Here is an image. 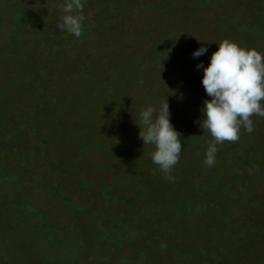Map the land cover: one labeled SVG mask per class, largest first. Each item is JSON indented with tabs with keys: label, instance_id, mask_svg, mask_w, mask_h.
<instances>
[{
	"label": "trees",
	"instance_id": "trees-1",
	"mask_svg": "<svg viewBox=\"0 0 264 264\" xmlns=\"http://www.w3.org/2000/svg\"><path fill=\"white\" fill-rule=\"evenodd\" d=\"M20 1L21 4L17 5L15 0H5L4 9L0 10V30L8 24L9 26L14 24L10 40L4 43L0 41L1 238L6 237L4 228L13 222V229L8 231L14 230L12 235L16 239L21 236L22 243H17V247L22 251L23 258L16 259L15 250H10L8 264H71V255H74L76 259L73 264H82L81 246L83 243L79 239L80 242L76 245L71 242L73 237L72 239L68 237L67 244L65 229H60L55 222H51L45 217L43 206L36 205L35 201L29 202L28 189L24 187L25 174L14 173V163L8 165V170L13 169L10 176L3 172L7 171L8 160L12 157V152H9L11 133L16 134L26 146H32V149H30L31 147H22L21 153L29 155L30 160H36V151L41 147L46 152L56 145L64 147L68 135L71 136L78 129L73 127L76 125L73 119L80 114L88 113L83 111L85 106L103 105L104 108H99V110L106 112L103 115H108L111 118L109 113L112 111H109V107L115 104V99L112 96L118 93L122 80L125 81L124 77L133 74L132 69L123 66L122 53H117V55L110 53L109 56L105 53L101 63L96 60L98 55L95 59L93 56L98 53L100 55L102 48H112L117 44L115 41L118 33L114 26L119 25V31L121 25L125 29L129 27L123 21L124 19L120 18L121 13L117 15L111 13L116 8L123 12L128 0H82L84 3L83 13L88 12L89 8L96 4H99V9L96 19L95 17L85 18L82 35L79 38L60 31L57 28L59 21H53L50 16L41 13L39 15L43 18H40L34 26L29 28L24 26V23L31 19L26 9L33 6L36 0ZM30 1L34 4H30ZM46 1L48 7L54 8L53 10L58 9L55 7L58 2L63 3V0H44L43 3ZM174 2L176 0H165V3L159 0H147L144 7L156 16L155 23L173 16L171 21L176 20L174 24L177 25L184 22L188 25L195 24L199 28L202 24H210L213 27L217 44L228 39L239 47L255 49L264 56V0H231L230 2L227 0H195L191 8L185 6V0H178L176 7ZM222 2H226L223 6L225 9L231 8L229 13L226 12L222 15L225 17L224 19L219 21L222 17L216 12L203 14L202 10L209 7L213 9L214 4ZM35 6L38 7V1ZM200 12L202 14H199ZM99 18H102V23L106 24L100 29H98ZM90 22L96 24V29L88 28ZM62 37L64 38L62 39ZM217 44L202 45L207 48V52L199 58H193L192 54L200 47L186 51L182 45L178 46L177 44V48H173L174 60L171 67L175 70L173 75L181 86L179 88L172 87V94L168 91L166 94L171 99H178L175 103L180 104L177 106L180 109H176L178 113L176 111L170 113V123L174 130L181 133L182 145L179 162L172 170L175 181L165 180L158 166L152 162L149 153L155 150L154 146L148 145L149 151H147L144 149L145 146H139L137 143L141 140L138 138L140 128L137 125L141 111L136 115L137 119L130 118V124L134 125L128 129L130 137L125 142L115 145V150L122 152L123 155L120 156V161L108 171L120 173V171L127 170L129 162L135 161L130 168H137L140 172L136 174L134 188L140 195L148 194L150 197H160L161 202L167 205L164 215L168 216L167 219L172 224L175 223L177 227V231L173 233L172 238L174 239L176 236L179 238L180 235L188 232L187 229L190 231L195 225L189 220L191 219L190 212L201 209L200 215L204 217L207 215L208 207H216L213 211H217L218 218L213 216V219L209 221L214 224L213 229L211 225L208 226L209 229H204L210 231V233H205L204 242L201 244L197 240L199 236L197 234L191 237L196 250L195 254L200 259L211 263L213 262L210 260L211 258H217L219 254L226 253L228 258L223 264H249V259L254 257L259 258L258 264H264V251L261 252L259 249L260 247L264 249V207L261 211L262 214L257 213L259 219H254L255 215L249 213L250 209L244 214L245 217L243 209L241 211V206L248 201L247 186L242 192L241 185L248 182V190L252 193L257 183L264 182V133L261 138L255 139V131L261 120L263 125L260 126V130L264 132V118L253 116L254 132L249 134L242 128L238 142L226 141L222 145H217L218 151L214 166L207 167L204 164L206 147L212 137L200 126L203 119L201 110L204 107L203 101L211 98L207 96L201 83L204 75L203 69L197 70L196 66L201 63L204 67L209 65L212 54L218 50ZM164 49L165 53L156 55L150 60L154 62L157 60L156 58H159L165 62L164 58L172 48L166 45ZM77 50H80V53L75 56ZM179 51L180 54H178ZM92 52L95 54L92 55ZM166 63L169 64L170 61ZM82 65H84V70L78 71L81 81L80 92L62 91L61 87L64 84L62 76L69 74L72 68L76 72ZM159 75L157 77L165 80L162 73ZM57 76L60 77V80L56 79ZM50 87L55 88L54 92L57 91V95L51 98L47 96ZM30 89H36L35 95L29 94ZM155 90L157 89L155 88ZM95 92H98L97 97L93 95ZM179 93L183 95L181 98L177 97ZM166 94L165 98L168 99ZM167 102H171V100L168 99ZM261 104L264 106V101H261ZM77 113L79 114L76 115ZM21 118L26 119L24 123L26 130L16 133V121ZM44 133L48 136L49 134H58L61 138L56 144L50 143L41 137ZM36 136L40 138L36 139ZM79 145L82 149L88 147L85 141ZM145 152L149 158L146 154L142 155ZM46 157L48 156L46 155ZM255 169H260L259 174L249 178L246 172ZM147 176L150 178L146 179ZM102 192L107 197H113L108 187L102 188ZM134 198L126 200L123 195L118 198V201L123 204L119 205L122 213L120 216H126L125 218L120 217L118 223L125 228L126 234L130 232L139 238L142 235L143 238H146L147 228L160 226L162 222L154 215V206L139 204V201L137 202ZM83 210L84 213L85 211L90 212L86 208ZM236 210L237 212H235ZM230 222L237 226H233L237 230L232 229V226L228 224ZM107 235L108 231L104 229L100 233L97 231L96 238L97 240L100 237L105 239ZM161 236L167 241L163 242L162 238L157 236L161 239L158 248H164L166 253H169L171 245L168 240H171V235L161 234ZM210 238L217 240V248L205 245L211 241ZM183 239L186 238L183 237ZM254 239L259 240L258 247L255 249L253 248ZM228 241H231L233 246L222 249L220 245L226 244ZM105 243H107V239H105ZM55 244L57 248H53ZM84 247L87 248V245ZM239 248L241 252L237 251ZM142 254L144 253L142 252ZM186 254L191 255V252L188 251ZM89 256L94 261H98V257H100L95 251L88 253L87 257ZM167 257L173 258L174 255L171 253ZM122 259L124 260L120 263L126 264V258L122 257ZM146 259L149 258L146 257ZM11 260L16 262L11 263ZM134 261L137 263L136 260ZM217 263L222 264L219 261Z\"/></svg>",
	"mask_w": 264,
	"mask_h": 264
},
{
	"label": "rangeland",
	"instance_id": "rangeland-1",
	"mask_svg": "<svg viewBox=\"0 0 264 264\" xmlns=\"http://www.w3.org/2000/svg\"><path fill=\"white\" fill-rule=\"evenodd\" d=\"M37 1L38 7L35 6ZM43 1L44 0H36L35 4L30 1V4L32 3L34 5L27 8L26 11L27 14L31 16V19L25 22L24 26L28 28L34 26L40 18H43L39 15L40 13L50 16V19L53 21L60 20L61 10L59 8L53 10L54 8L48 7L47 1L45 3H43ZM159 1L165 3V0ZM177 1L178 0L173 3L175 7L177 6ZM194 1L195 0H185V6L191 8L194 5ZM227 1L230 2L231 0ZM15 3L19 5L21 1L15 0ZM146 3L147 0H128L127 5L124 6L123 12L118 8L111 11V13L113 12L116 15L121 13L120 18L122 20L124 19L123 21L126 22L129 27L125 29L123 25H121L119 31V25H116L117 27L114 26L118 33L117 40L115 41L117 44L112 48H102L100 55L99 53L94 55L95 53L92 52V55H94L93 59L98 55L96 59L98 63H101L103 60L102 56L104 57L105 53L107 56H109L110 53L112 55L122 53V58L124 59L123 66L132 69L133 74L124 77L125 81L122 80L117 91L118 93L112 96V98L115 99V104L109 107V111H112V113L108 111L111 118H109L108 115H103L106 112L99 110V108H104L103 105L98 107L85 106L83 111L88 113L83 115H78L79 113L76 114L78 117L73 119V121L76 122V125L73 127L78 128L77 132L72 133L71 136L68 135V138L64 142V147L56 145L50 148L48 152L41 147L36 151V160H30L29 155L26 156L21 153L22 147L26 148L29 146H26L22 140L20 141L16 134L11 133L12 136L10 137V142L9 139L8 142L10 144L9 152H12V157L8 160L7 171L3 173L10 176V172H12L13 169L8 170V165L14 163V173L25 174L24 187L28 189L27 196L29 197V202L32 203L35 201L36 205L43 206L45 217H47L49 221L55 222L60 229H65L67 233L65 237L67 238V244L68 237L70 239L73 237L71 242L76 243V245L79 244L80 240L83 243L81 246L82 264H121L120 261L124 260L122 257L126 258V264H219L217 261L223 264L228 258L226 253L219 254L217 258H211L210 260H213V262L210 263L207 260L200 259L199 256L197 257L194 244H192L193 242L191 241V237L197 234L199 235L197 240L201 244L204 242V239H206L204 237L205 233H210V231L204 229H209L208 226L210 225L213 229L214 224L209 223V221L213 219V216L218 218L217 211H213L216 207H208L207 215L204 217L200 215L202 212L201 209L196 210V212H190L191 219L189 220L195 225L190 231L187 229L188 232L180 235L179 238L176 236L174 239L172 237L174 235L173 233L177 231V227L175 223L172 224V222L167 219L168 216L164 215L167 205L161 202L160 197H150L148 194L140 195L134 188V183L137 179L136 174L140 172L137 168H130L135 161L129 162L130 165L127 170L120 171V173L108 171L120 161V156L123 155L122 152L115 150V145L125 142L130 137L128 129L134 127V125L130 124V118H136V115L148 105L158 110L160 105L167 99L165 98L166 92L168 91L171 93L172 87L176 86L179 88L181 86L177 83V79L173 75L175 70L171 67L174 60V49L177 48V44L178 46L182 45L186 51L194 47L199 48L204 44H217L212 25L202 24L199 28H197L195 24L188 25L184 22L177 25L176 23L174 24L176 20L174 22L171 21L173 16L164 18L161 22L157 21V24L155 23L157 20H155L156 16L151 14L148 8L146 9L144 7ZM225 4L226 2H222L221 4L216 3L213 5V9L209 7L202 10V12L203 14L216 12L222 17L224 13H229L231 10V8L225 9L223 7ZM4 5L5 0H0V10L4 9ZM98 5L99 4L91 6L88 12L83 13L85 18L95 17L96 19L98 17ZM175 10L178 11V9ZM101 12L100 10V14ZM199 14L202 13L200 12ZM224 18L225 17L220 18L219 21ZM9 19L11 18L9 17ZM102 22L103 19L99 18L98 29L106 25ZM90 23L88 28L91 29L93 27V30L96 29V24L94 22ZM12 28H14V24L11 26L8 24L0 30V41L2 43L5 41L8 42L10 37H12L10 36ZM63 38L64 37H62V39ZM166 45L172 48L164 58L166 61L162 62L159 58H156L157 60L154 62L151 61L150 58L165 53L164 46L166 47ZM75 52V56H77L80 50ZM178 54H180V51ZM167 61H170V63L167 64ZM81 69L84 70V65L76 72L72 68L69 74L62 76V79H64V84L61 87L62 91L80 92L79 86L81 85V81L78 76V71ZM161 73L165 80L161 79V77H157L160 76L159 74ZM56 79L60 80V77L57 76ZM155 88L157 90H155ZM54 89V87H50V91L47 94L49 98L57 95V91L54 92ZM35 90L36 89H30L29 94L35 95ZM93 95L97 97L98 92H95ZM166 96L171 100V102H167L169 104L170 113L174 111L178 113L176 109H180L177 107L180 106V104L175 103L178 99H171L167 94ZM182 96L183 95L179 93L177 97L181 98ZM25 122L26 119L24 118L16 121V133L26 130V126L24 125ZM261 125H263L262 120L255 131V139L263 136L262 133L264 132L260 130ZM41 137L54 144L61 138L58 134H49L48 136V134L45 133ZM35 138L39 139L40 137L36 136ZM83 141L88 144L89 148L82 149V147H80L81 145L79 144ZM137 143L139 146H144L142 140H139ZM99 145H101V147H99ZM30 147L29 148L32 149V146ZM144 149L149 151L148 145H145ZM145 154L148 156L146 152L142 153L144 156ZM1 167L0 165V168ZM259 171L260 169L248 170L246 174L249 178L252 176L256 177ZM148 178L150 177L147 176L146 179ZM80 183L82 184L79 185ZM246 186L248 201L241 206V211L243 209L244 213H242L245 217L244 214L249 212L250 209L249 213L255 215L254 219H259L257 213L262 214L261 211L264 207V182L257 183L252 193L248 190V182L247 184L244 183L241 185L242 192ZM105 187H108L113 197L105 196L104 192H102V188ZM122 195L126 200L135 197L134 199H136L137 202L139 201V204H151L154 206V215L162 224L156 227H148L146 230V238H143V235L139 238L130 232L126 234L125 228L118 223L121 218L126 217L120 216L122 213L119 205L123 204L118 201V198ZM67 199H69L68 202H66ZM123 203L127 204L125 202ZM83 208L88 209L91 213L88 211L84 213ZM237 210H239L238 207ZM237 210L235 212H237ZM12 223L6 227L4 225V235L6 232V237H3L4 239L1 238L2 232H0V264H8L7 261L10 260L9 251L13 249L16 253V259L19 257L23 258L22 251L17 247V243H22V241H20L21 236H19V239H16L12 235L14 230L8 231L9 229H13ZM228 224L232 226V229H235L233 223L230 222ZM104 229L108 231V235L105 238L107 239V243H105V239L102 237L98 238V240L96 238L97 231L100 233ZM132 229L134 230V228ZM161 234L171 235V240H168L171 245L169 253H166L164 248H158L161 239L157 238V236H160L163 242L167 241ZM183 237L186 239H183ZM180 238L181 240H179ZM231 241L220 245V247L222 249H227V247L231 248V246H233ZM207 243L205 245L211 248L218 247V242L215 239H211V241ZM258 244L259 240L254 239L253 248H257ZM84 245H87V248H85ZM53 248H57V245L55 244ZM118 248H120V250H117ZM259 249L261 252L264 251L261 247ZM240 250L239 248L237 251L241 252ZM92 251H95V253L100 256L98 257V261H94L91 256L87 257L88 253ZM141 251L144 254H142ZM188 251L191 252V255L186 254ZM171 253L174 257L168 258V254ZM146 257L149 259H146ZM258 259L259 258L256 257L249 259V264H258ZM75 260V256L71 255V264H73ZM134 260H136L137 263H134ZM10 262L15 263L16 261L11 260Z\"/></svg>",
	"mask_w": 264,
	"mask_h": 264
},
{
	"label": "clouds",
	"instance_id": "clouds-1",
	"mask_svg": "<svg viewBox=\"0 0 264 264\" xmlns=\"http://www.w3.org/2000/svg\"><path fill=\"white\" fill-rule=\"evenodd\" d=\"M55 7L63 13L57 28L79 38L85 20L82 0H63ZM218 46L207 67L203 63L196 66L197 70L203 69L201 83L211 98L203 101V119L200 122L202 130L212 137L205 151L204 164L207 167L216 163L217 145L226 141L238 142L242 128L249 134L254 132L253 116L264 118V106L261 104L264 101V56L255 49L239 47L228 39L219 42ZM206 52L207 48L201 46L192 56L199 58ZM137 125L140 128L138 138L144 146H154L155 150L149 153L152 162L158 166L165 180L174 182L172 170L182 151L181 133L170 123L167 99L158 110L152 106L142 109Z\"/></svg>",
	"mask_w": 264,
	"mask_h": 264
}]
</instances>
